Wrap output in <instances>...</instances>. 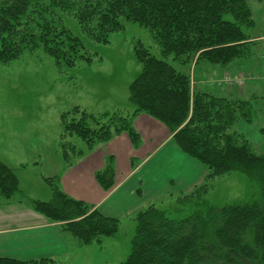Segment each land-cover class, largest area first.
Returning a JSON list of instances; mask_svg holds the SVG:
<instances>
[{
    "label": "trees",
    "instance_id": "trees-1",
    "mask_svg": "<svg viewBox=\"0 0 264 264\" xmlns=\"http://www.w3.org/2000/svg\"><path fill=\"white\" fill-rule=\"evenodd\" d=\"M61 11L77 17L82 34L63 24ZM124 21L148 28L163 57L141 42L135 45L142 71L129 86L136 105L132 112L93 113L76 105L62 113L65 166L123 132L139 146L142 138L133 120L144 112L162 121L176 144L209 172L167 205L156 202L137 212L131 251L121 264H264V152H256L234 129L241 120L253 122V98L198 88L189 71L167 60L173 55L185 66L206 62L225 69L251 57L258 41L248 32L256 23L248 0H0V62L9 63L26 50L42 47L59 65L74 66L82 59L91 63L87 41L108 42L111 33L125 28ZM68 136L80 137L86 148H79ZM234 170L251 179L252 198L221 207L210 204L206 194L214 180ZM95 176L105 190L114 186L113 155L107 156ZM44 179L52 198L32 199L28 205L33 210L60 223L82 245L101 243L118 233V218L68 195L58 176ZM19 184L15 169L0 158V201L12 199ZM0 264L61 263L53 257L0 256Z\"/></svg>",
    "mask_w": 264,
    "mask_h": 264
},
{
    "label": "rangeland",
    "instance_id": "rangeland-1",
    "mask_svg": "<svg viewBox=\"0 0 264 264\" xmlns=\"http://www.w3.org/2000/svg\"><path fill=\"white\" fill-rule=\"evenodd\" d=\"M248 1L256 21V27L248 32L262 36L264 0ZM61 17L68 29L82 34L75 15L61 11ZM124 22L125 28L111 33L108 42L87 41L91 63L82 59L74 66L59 65L42 47L26 50L9 63L0 62V158L9 162L20 181L19 192L10 200H1L3 203L27 205L32 199L51 200L52 190L44 177H53L63 160V112L76 105L94 112H114L121 106L130 113L136 108L129 91L130 83L142 71V64L134 54L135 45L141 42L157 56L163 55L148 28ZM167 60L180 70L189 71L198 88L210 89L219 95L253 98V122L241 120L234 129L250 141L256 152H264V40L258 41L251 57L235 61L222 71L206 62L185 66L173 60V55ZM236 70L240 72L234 74ZM241 74L245 78L239 83L236 77ZM222 88H228L227 92ZM67 139L79 148H86L80 137L68 136ZM253 191L248 175L234 170L214 180L206 199L218 207L240 204L249 201ZM177 196L173 194L169 199L159 200L157 205H167ZM136 225L134 219L126 221L117 238L101 243L94 241L80 252H73L63 264H121L130 254ZM74 248L79 249L75 243Z\"/></svg>",
    "mask_w": 264,
    "mask_h": 264
},
{
    "label": "crops",
    "instance_id": "crops-1",
    "mask_svg": "<svg viewBox=\"0 0 264 264\" xmlns=\"http://www.w3.org/2000/svg\"><path fill=\"white\" fill-rule=\"evenodd\" d=\"M252 39L261 41L264 35L252 34ZM227 89L222 88L224 92ZM120 107L117 109H123ZM133 123L142 138L139 146L136 147L129 135L123 132L86 151L71 166L66 167L64 161H60L59 171L54 174L68 195L94 205L106 216L118 218V232L126 221L135 220L138 211L173 194L190 191L209 172L206 165L176 144L173 133L159 119L141 112ZM109 155L115 158L116 178L114 186L105 190L95 173L105 166ZM111 238H117V235L103 242ZM74 243L80 250H75ZM84 246L63 230L60 223L49 220L28 204L0 201V256L25 260L53 257L63 264L73 252H80Z\"/></svg>",
    "mask_w": 264,
    "mask_h": 264
},
{
    "label": "built area",
    "instance_id": "built-area-1",
    "mask_svg": "<svg viewBox=\"0 0 264 264\" xmlns=\"http://www.w3.org/2000/svg\"><path fill=\"white\" fill-rule=\"evenodd\" d=\"M243 77L245 78V76L241 74L239 77H236V79H238V82L241 83L243 82Z\"/></svg>",
    "mask_w": 264,
    "mask_h": 264
}]
</instances>
